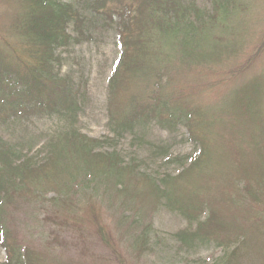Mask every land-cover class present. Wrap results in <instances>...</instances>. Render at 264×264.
Listing matches in <instances>:
<instances>
[{"label":"rangeland","instance_id":"obj_1","mask_svg":"<svg viewBox=\"0 0 264 264\" xmlns=\"http://www.w3.org/2000/svg\"><path fill=\"white\" fill-rule=\"evenodd\" d=\"M107 1L116 8L130 5L134 0ZM139 1H135V7ZM181 2L190 6L186 15L192 24L188 30L179 24L178 38L177 34H169L160 43L155 42L153 49L158 53L151 55L155 68L152 67L160 70L161 76L147 86V75L142 74L130 80L129 90L141 93L140 98L147 95L144 102L155 101L159 92L167 104L177 101L187 109L189 118H193L207 138L206 148L210 147L206 149L207 161L204 157L199 168L173 181L175 185H169L174 190L171 202L165 195L154 193L136 173L126 175L130 186L125 191L114 184L115 179L122 177L119 172H113L107 180L88 166L85 167L91 173V183L78 193L72 187L74 177L69 171L57 176L51 166L49 175L28 178L34 193L22 197L19 192L14 194L19 205L10 206L8 229L12 235L17 234L13 238H18L19 243L43 251L47 263L221 264L220 257L231 251L237 241L225 247L214 239L185 240L178 233L196 227L197 220L187 215L195 210L193 205L204 204L210 212L212 209L225 212L240 200L241 214H237L232 227L241 230L247 238L242 246L247 250L242 264H264V0ZM79 5L86 17L85 36L57 49L63 58L61 73L71 75L73 87L81 92L82 106L75 126L93 138H113L126 160L133 156L145 159L143 169L155 171L158 177L166 171L175 176L201 151L200 144L189 138V120L184 116L166 125L153 116L118 137L110 121L108 102L110 79L123 53L120 17L116 14L111 22L86 8L85 0ZM22 11L19 0H0V45L7 37V50L16 47L24 55L27 44L21 41L15 23ZM68 31L74 36L78 34L73 22ZM140 118L143 120V116ZM69 124L57 112L12 115L0 120V141L24 147L22 153L26 157H41L49 137ZM230 139L237 150L225 158L224 149ZM161 145L168 146V151L160 150ZM111 148L101 144L97 150ZM182 156H187L184 164L178 160ZM169 157L174 160H168ZM207 180L212 184L211 192L222 199L210 196L204 183ZM222 182L232 188L227 189L225 197ZM246 186H251V192L261 190L260 205L253 203L251 195L244 190ZM183 192H189V196L183 197ZM62 193L70 195L74 202L69 203L68 196L64 197L65 201H56ZM67 211L79 215L70 216L77 223L76 229L47 217L49 213L59 212L69 218ZM207 214L206 211L203 216ZM80 228L82 251L74 244ZM55 233L59 239L67 240L65 245L51 241ZM7 257V248L0 242V262Z\"/></svg>","mask_w":264,"mask_h":264},{"label":"trees","instance_id":"obj_2","mask_svg":"<svg viewBox=\"0 0 264 264\" xmlns=\"http://www.w3.org/2000/svg\"><path fill=\"white\" fill-rule=\"evenodd\" d=\"M19 1L23 5V11L15 22L16 29L21 36V41L23 43L25 41L27 44L28 51L23 55L16 50V47L7 50L9 45L7 37L4 41L8 45L5 42L0 45V120L12 115L57 112L63 114L70 121V126L58 130L49 137L43 145L45 153L41 157L35 155L26 157L27 155L22 153L24 147L12 146L0 141V242L8 251L7 259L0 264H49L43 251L32 250L31 246L19 243L18 238H13L18 237L17 234L12 235L8 229L7 214H10V206L17 207L19 205V201L14 199V194L19 192L21 197L25 194L32 195L33 191L27 181L28 178L49 175L51 166L54 168L52 172L56 175L69 171L74 178L72 180L71 177H68V180H72V187L78 193L79 190L81 191L84 189L83 187H87L91 183V173H88L85 167L88 166L92 171L95 170L105 175L107 180L113 172H119L122 177L115 179L114 184L125 191L130 186L126 175L136 173L144 179L143 181L154 193L160 194V196L165 195L171 202L174 190L169 185H175L173 181L195 171L197 167L199 168L204 157L207 161L208 152L206 149L210 147L208 145L206 148V136L201 134L198 125L193 123V118H189L188 110L180 107L177 101H170L171 105H169L168 101L158 92L155 101L144 102L143 98L147 95L140 98L141 93L129 90L130 80L133 81L142 74L147 75V86L151 85L155 78L161 76L160 70H154L153 60H151V55L158 53L153 49V46L155 42L160 43L163 37H167L169 34H177L178 38L179 24H183L188 30V26L192 24L188 20L189 16L186 15L190 6L183 5L181 0H141L135 7L137 0H134L131 4L129 3L130 5H119L115 8L112 5L109 6L107 0H85L86 8L89 7L92 11L102 14L106 20L114 21L116 14L120 17L123 53L115 73L110 79L108 102L110 121L113 122L118 137L125 131L135 130L140 122L148 121L153 116L166 125L175 123L185 116L189 120L188 124L190 123L189 138L200 144V153L187 166L183 162L187 156L178 157L179 162L184 164L182 171L175 176L166 171L158 177L155 175V171L143 169L142 165L146 162L145 159L133 156L126 160L116 147L117 143L113 138H93L75 126L82 106L79 98L81 92L79 88L73 87L71 75L61 73L60 67L63 58L58 54L57 49L70 44L72 40L79 41L81 36H85L86 17L79 5L81 0L77 2L64 0ZM122 1L120 0V3ZM72 22L78 32L76 36L68 31L69 24ZM28 58H31V61ZM157 83L160 86V81ZM159 90L161 89H157V91ZM149 96H152L151 92H149ZM178 109L180 110L177 111ZM140 116H143V120ZM229 141L231 142L224 149L225 158L237 150L234 141L231 139ZM101 144L112 148L97 150ZM160 148L163 152L168 151V146L161 145ZM31 149L29 148V151ZM239 151L241 153V150ZM168 160L174 159L169 157ZM237 162L239 163L240 159ZM244 167L247 169L245 171H248V166L245 163ZM242 175L247 177L246 174ZM204 183L212 198H221V196H217V193L211 192L210 181L207 180ZM221 184L225 191V197L227 189L231 190L232 188L225 186L223 182ZM111 186L109 184V188H112ZM250 187L246 186L244 190H247V193L251 195L253 203L260 205L259 193L261 190L257 189L255 192H251ZM42 190L39 189V191ZM188 193L183 192L182 196L185 197ZM64 195L60 194L56 201H65L64 197L68 196L69 203L74 202V198L70 195ZM228 201L230 200L228 199ZM233 202L237 201L233 200ZM180 207L182 209L190 208L189 206L187 208ZM193 207L195 210L187 215L190 219L197 220L196 227L184 229L178 234L185 240L190 237L199 238L205 242L214 239L225 247H229L237 241L238 243L232 250L226 252L220 257V260L221 264H242L241 260L247 251L242 246L245 245L247 238L241 230L232 227L237 214H241L240 200L236 206L232 204L225 212H216L215 209L210 212L204 204L200 206L195 204ZM247 210L250 211L251 207H248ZM206 211L209 214L203 216ZM68 214L69 218H66L68 216L52 212L47 214V217L69 229H76L77 223L70 216L76 218L79 215L70 212ZM78 231L79 234L74 238V244L79 246V250L82 251L83 230L80 228ZM51 241L65 245L67 240L59 239L55 233ZM216 263L218 264V262Z\"/></svg>","mask_w":264,"mask_h":264}]
</instances>
